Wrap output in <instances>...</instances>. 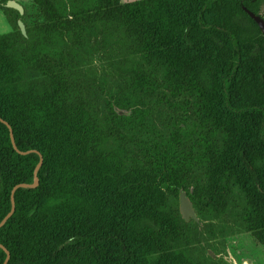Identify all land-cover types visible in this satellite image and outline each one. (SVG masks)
<instances>
[{
	"label": "trees",
	"instance_id": "obj_1",
	"mask_svg": "<svg viewBox=\"0 0 264 264\" xmlns=\"http://www.w3.org/2000/svg\"><path fill=\"white\" fill-rule=\"evenodd\" d=\"M30 1L34 47L11 17L0 36L13 83L0 117L44 161L0 229L8 264H187L184 251L241 233L264 246V35L246 12L262 17L264 0ZM93 57L112 67L109 98ZM39 160L0 122V223Z\"/></svg>",
	"mask_w": 264,
	"mask_h": 264
},
{
	"label": "rangeland",
	"instance_id": "obj_2",
	"mask_svg": "<svg viewBox=\"0 0 264 264\" xmlns=\"http://www.w3.org/2000/svg\"><path fill=\"white\" fill-rule=\"evenodd\" d=\"M7 0H0V36L8 35L14 29L10 26L8 18L18 22L22 21L26 29V38L29 48H33L35 42L38 41L34 29L44 22L39 9L30 0H14L24 8L23 16L18 17L14 13H5L3 7ZM122 3H130L140 0H121ZM64 2V0H62ZM264 18V9L261 11ZM29 34V36H28ZM36 53H48L36 48ZM49 51V50H47ZM16 52L22 55L25 50L23 47L17 48ZM24 67L20 69L23 72ZM86 71L89 79L96 86V90L103 98H109L116 93V84L112 67L102 58H90L86 64ZM10 70L1 71L0 73V101L10 90L13 85L9 78ZM22 76V74H19ZM131 104L136 101L134 98H128ZM124 110V109H122ZM125 111H128L127 109ZM56 174H62L56 168ZM230 217L224 220H216L218 227L224 226L230 222ZM183 263L187 264H264V246L260 245L250 233H241L226 238H216L212 241L203 243L193 249L183 252ZM140 264H153L151 259H144ZM172 264V263H169Z\"/></svg>",
	"mask_w": 264,
	"mask_h": 264
},
{
	"label": "water",
	"instance_id": "obj_3",
	"mask_svg": "<svg viewBox=\"0 0 264 264\" xmlns=\"http://www.w3.org/2000/svg\"><path fill=\"white\" fill-rule=\"evenodd\" d=\"M6 8L17 11L21 16L24 14L23 7L15 1H9L6 4ZM246 12L251 17V19L258 25L261 33L264 35V19L262 17H260L259 15H255L254 13H252L248 10H246ZM18 26L20 28L21 33L24 36H26V29H25L24 23L22 21H19ZM115 112L117 113L118 116H125V117L131 116V111H125V110H122L119 108H115ZM0 122L2 124H4L9 129L12 146H13L14 150L19 155L26 156L29 154H36L39 156V159H40L39 163H38V165L34 171V183L33 184H21V185H17L16 187H14L12 194H11L12 209H11V212L1 221V223H0V229H1L5 226V224L8 222V220L15 213V199H14L15 192L18 189H36L39 186L38 172L43 165L44 159H43V156L38 151H35V150L28 151V152L19 151L17 146H16V143H15V138H14L11 126L6 121H4L1 117H0ZM191 193H192V191H191ZM179 212H180L182 219H184L186 222H190L192 220L197 224L200 223V220L197 216V213L194 209V206H193L192 202L190 201L187 193L184 190H181L179 192ZM0 249H2L6 254V259H5L3 264H8L10 261V258H11L10 252L1 244H0ZM245 264H247V263H245Z\"/></svg>",
	"mask_w": 264,
	"mask_h": 264
},
{
	"label": "flooded vegetation",
	"instance_id": "obj_4",
	"mask_svg": "<svg viewBox=\"0 0 264 264\" xmlns=\"http://www.w3.org/2000/svg\"><path fill=\"white\" fill-rule=\"evenodd\" d=\"M9 1H14V0H9ZM9 1H7V3L9 2ZM7 3H5V5H4V7H6V4ZM24 9V8H23ZM12 10V9H11ZM15 11V10H14ZM17 12V11H16ZM21 16V15H20ZM23 16V15H22ZM19 22V21H18ZM11 26V25H10ZM20 29V28H19ZM26 37V36H25Z\"/></svg>",
	"mask_w": 264,
	"mask_h": 264
}]
</instances>
